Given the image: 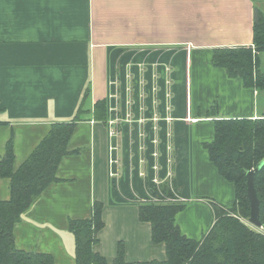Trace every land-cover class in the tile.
<instances>
[{"label":"crops","instance_id":"0c3cea01","mask_svg":"<svg viewBox=\"0 0 264 264\" xmlns=\"http://www.w3.org/2000/svg\"><path fill=\"white\" fill-rule=\"evenodd\" d=\"M255 7L264 0H0V159L12 139L19 168L53 124L76 120L58 180L15 225L18 248L76 264L70 220L100 201L95 250L109 263L120 242L127 261L165 260L139 217L157 181H175L185 235L209 231L211 202L236 200L204 147L215 120L264 118V90L214 66L213 50L254 46Z\"/></svg>","mask_w":264,"mask_h":264},{"label":"trees","instance_id":"16d2710c","mask_svg":"<svg viewBox=\"0 0 264 264\" xmlns=\"http://www.w3.org/2000/svg\"><path fill=\"white\" fill-rule=\"evenodd\" d=\"M253 44V47L216 48L213 64L226 69L230 77L241 78L245 87L264 90V71L260 69L264 12L258 7L254 11ZM96 107L97 116L103 117L106 103L100 101ZM75 127L76 120L53 124L19 168H15L14 142L8 141L0 159V183L4 178L10 179L9 199H3L0 194V264H56L49 253L18 248L14 228L45 188L58 180V167L69 154L68 145ZM204 147L221 176L234 184V205L226 207L211 202L214 223L200 239H194L185 235L176 223L185 202L179 199L181 194L175 181L154 186L152 198L139 205V217L151 224L152 242L165 244L166 259L127 261L125 245L120 242L112 264H264V227L259 231L243 220H248L251 214L247 172L264 160V118L216 119L215 137L205 142ZM255 188L264 226V166L256 174ZM166 196L173 200H167ZM103 208V203L96 201L91 217L70 220L69 229L76 240V264H111L95 250L99 233L105 227Z\"/></svg>","mask_w":264,"mask_h":264},{"label":"water","instance_id":"95a60500","mask_svg":"<svg viewBox=\"0 0 264 264\" xmlns=\"http://www.w3.org/2000/svg\"><path fill=\"white\" fill-rule=\"evenodd\" d=\"M264 166V160L258 163V165L247 172V189L248 196L251 202V214L248 219L249 223L257 228H263V223L260 220V200L257 195L255 188V177L256 174Z\"/></svg>","mask_w":264,"mask_h":264},{"label":"rangeland","instance_id":"374dc122","mask_svg":"<svg viewBox=\"0 0 264 264\" xmlns=\"http://www.w3.org/2000/svg\"><path fill=\"white\" fill-rule=\"evenodd\" d=\"M260 58H261L260 69H261L262 71H264V52H261V53H260ZM170 184H172V183L170 182ZM160 185H161V184H160ZM160 185H159L158 187H160ZM150 197H151V196H150ZM148 199H150V198H148ZM166 199L169 200V199H172V198L166 196ZM243 220H244V222H246L250 227H252V228H254V229H257V230H259V231H263V228H257V227H255V226L251 225V224L249 223L248 220H245V219H243ZM263 232H264V231H263Z\"/></svg>","mask_w":264,"mask_h":264},{"label":"built area","instance_id":"2783aa9c","mask_svg":"<svg viewBox=\"0 0 264 264\" xmlns=\"http://www.w3.org/2000/svg\"><path fill=\"white\" fill-rule=\"evenodd\" d=\"M117 134V132L115 131V130H113L112 131V133H111V136H115ZM113 162H117V159L115 158V159H113ZM112 175H117V172H114ZM158 183H157V186H159L160 185V181H157ZM150 198H152V197H150ZM180 200H183L182 198H181V196H180V198H179ZM148 199H144V201L143 202H146ZM153 200H155V201H158L159 199H157V198H153ZM169 200H173V199H169Z\"/></svg>","mask_w":264,"mask_h":264}]
</instances>
